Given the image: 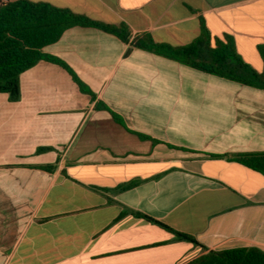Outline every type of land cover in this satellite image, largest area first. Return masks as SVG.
<instances>
[{
  "label": "crops",
  "instance_id": "crops-1",
  "mask_svg": "<svg viewBox=\"0 0 264 264\" xmlns=\"http://www.w3.org/2000/svg\"><path fill=\"white\" fill-rule=\"evenodd\" d=\"M29 1L175 48L204 28L211 46L228 36L264 70V0ZM43 52L95 98L45 61L19 75L17 101L0 93V264H187L208 251L264 252V176L234 161L264 153L263 90L96 28H68Z\"/></svg>",
  "mask_w": 264,
  "mask_h": 264
},
{
  "label": "trees",
  "instance_id": "trees-1",
  "mask_svg": "<svg viewBox=\"0 0 264 264\" xmlns=\"http://www.w3.org/2000/svg\"><path fill=\"white\" fill-rule=\"evenodd\" d=\"M74 26L99 29L114 35L131 48H138L203 73L264 91V70L258 72L246 64L235 52L233 40L228 36L222 42L214 40V46H211L210 36L202 28L200 37L194 42L175 48L156 44L147 34L131 38L124 25L102 24L47 3L8 0L0 4V93L7 94L11 101H17L19 75L37 62L45 61L66 70L79 90L94 99L95 96L90 90L62 61L43 52L44 47L55 43L66 29ZM260 53L264 61L261 49ZM99 106L103 107L97 105ZM234 161L264 176V153L236 155ZM141 217L152 221L145 216ZM174 234L190 240L185 235ZM187 264H264V252L256 247L208 251Z\"/></svg>",
  "mask_w": 264,
  "mask_h": 264
},
{
  "label": "built area",
  "instance_id": "built-area-1",
  "mask_svg": "<svg viewBox=\"0 0 264 264\" xmlns=\"http://www.w3.org/2000/svg\"><path fill=\"white\" fill-rule=\"evenodd\" d=\"M6 1H8V0H0V4H3V3H5Z\"/></svg>",
  "mask_w": 264,
  "mask_h": 264
}]
</instances>
